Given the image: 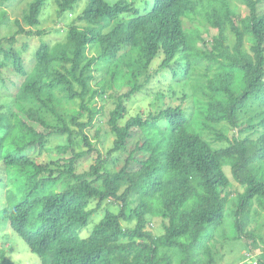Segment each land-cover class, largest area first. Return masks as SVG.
I'll return each instance as SVG.
<instances>
[{"label": "trees", "instance_id": "16d2710c", "mask_svg": "<svg viewBox=\"0 0 264 264\" xmlns=\"http://www.w3.org/2000/svg\"><path fill=\"white\" fill-rule=\"evenodd\" d=\"M49 1L29 0L0 38V219L40 264H217L226 241L250 237L253 205L264 211V0H55L61 39L26 66L15 46L45 35L33 30ZM109 102L103 155L87 131ZM0 264H14L3 250Z\"/></svg>", "mask_w": 264, "mask_h": 264}, {"label": "rangeland", "instance_id": "374dc122", "mask_svg": "<svg viewBox=\"0 0 264 264\" xmlns=\"http://www.w3.org/2000/svg\"><path fill=\"white\" fill-rule=\"evenodd\" d=\"M29 0H9L8 2L0 0V38H9L14 34L15 28L12 25V22L15 19H20L22 17L23 11L26 8V3ZM18 2V3H17ZM21 2V3H20ZM237 12L242 18L248 15V8L246 5L241 2H236ZM5 11L6 17L1 13ZM264 11V8L261 9ZM75 15H69L66 20V24L73 19ZM41 23L38 27L34 28L33 31L43 30L45 35L41 37H30L25 36L19 37L15 48L20 51L23 59H25L26 66L28 62L32 60L35 55L36 50L38 49L41 43H47L49 46L55 45L60 41L62 32L59 29H64L65 25L63 22L57 20L56 17V4L55 0L53 3L49 1L47 8L44 10L43 15L41 16ZM55 29H58L56 31ZM217 35V32L214 29H210L208 33L202 35L207 41H210V38ZM246 49H249L248 43H245ZM25 47V49H23ZM4 78L7 80L8 85L10 82H13L11 87L12 93L16 90V85L20 84V80L16 78L12 70H7L3 72ZM0 93L6 94V89L3 88V85L0 86ZM150 94H153L154 91H150ZM148 95V92L145 94ZM144 96V95H143ZM151 97V96H150ZM150 102V99H139L134 104H128L130 108V115H136L140 110H147V106ZM102 103L98 100L96 103L97 107H100ZM112 102L105 104L104 115L98 116L94 122V127L87 131V135L92 139L94 143H97V148L101 154H106L113 146L114 136L109 131V126L107 121L109 119V113L113 110ZM234 134L232 131H226V135L231 137ZM210 141L215 148L224 147L226 144L224 142H218L213 137H209ZM57 144L56 141L53 142L52 148ZM97 154L94 152L88 158L81 161L78 166L79 173L87 171L90 165L94 162ZM48 159L57 158V153L53 150L51 154L47 157ZM226 175L231 180L230 169L224 168ZM6 181H0V204H2V194L5 193L6 188L4 183ZM14 184H11L13 189ZM231 196L234 199L233 202H236L237 197L236 193H243V189L239 187L236 183L233 182V186L230 189ZM250 222L245 229V233L248 234L247 238L244 236L240 240H228L224 243L223 247L220 249V253L217 255V264H246L248 259L246 254L262 253L264 252V211L260 210L259 206L255 203L252 207L250 213ZM102 217L101 214H98L96 218ZM96 221V220H95ZM156 222V221H155ZM96 222L91 221L81 232L82 236H88L92 231ZM234 224V219L228 217L225 223V229L227 230V235L231 236L233 230L232 225ZM156 233L161 234V227L156 222L153 225ZM233 235V234H232ZM0 250H3L6 254V257L12 261L14 264H40L39 258L31 253L25 244V242L14 233L11 227L6 221L0 219ZM246 255V256H245Z\"/></svg>", "mask_w": 264, "mask_h": 264}]
</instances>
